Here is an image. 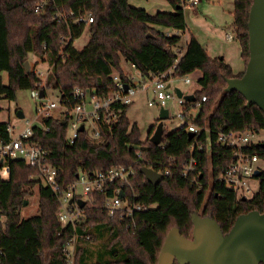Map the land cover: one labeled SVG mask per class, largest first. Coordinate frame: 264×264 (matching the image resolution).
<instances>
[{"label": "trees", "instance_id": "16d2710c", "mask_svg": "<svg viewBox=\"0 0 264 264\" xmlns=\"http://www.w3.org/2000/svg\"><path fill=\"white\" fill-rule=\"evenodd\" d=\"M168 1L173 11L151 13L129 0H0V99L16 100L18 91L25 89H40L47 96L53 89L63 102L73 105L76 87L108 95L117 89L113 73L130 82L124 63L134 65L146 78L173 66L172 78L200 70L199 89L194 94L197 99L206 95L208 101L192 121L201 126L209 122L213 140L210 153L193 151L190 146L197 135L191 136L185 128L169 131L164 125L162 148L151 140L160 119L156 118L143 138L142 128L129 116L133 103L114 104L110 109L114 115L102 111L98 120L102 139H92L86 129L73 143L68 140V114L59 111L43 115L33 128L31 141L50 150L49 162L60 169L63 186L73 182L80 169L134 167L137 172L130 178V189L140 195L141 202L153 196L158 207L124 218L110 215L101 198L83 209L84 216L75 228L63 227L57 215V194L34 177L39 169L22 159H12L10 178L0 176V264H67L65 248L75 236L78 246L74 264H157L173 227L186 237L192 236L193 212L213 217L224 233L231 230L239 215L264 212V170L257 176L258 190L246 199L239 196L219 178L232 148L217 140L219 133L264 130V111L256 104L246 106L247 99L239 91L225 90L227 79L242 76L249 60L248 22L253 0H234L235 37L245 61V69L238 73L224 57L211 56L194 34L178 57L176 47L181 36L157 28H188L182 0ZM80 13L91 15L93 21L75 23ZM87 26L90 39L79 50L74 42ZM31 53L37 56L34 64L30 62ZM27 60L30 72L25 67ZM41 60L53 64L45 85L36 72ZM10 125V121L0 120V144L10 140ZM205 135L201 134L202 140ZM249 151L264 160V145H253ZM171 157L172 173L157 185L140 171L145 166L158 170ZM193 157L199 160L193 173L202 188L182 173ZM36 186L40 195L38 212L23 218L21 210ZM85 235L90 239L83 238Z\"/></svg>", "mask_w": 264, "mask_h": 264}, {"label": "built area", "instance_id": "2783aa9c", "mask_svg": "<svg viewBox=\"0 0 264 264\" xmlns=\"http://www.w3.org/2000/svg\"><path fill=\"white\" fill-rule=\"evenodd\" d=\"M201 1L182 0V4L184 6H196ZM44 4L45 1L40 3L36 11H39ZM92 21L91 15L84 13H80L74 19L75 23L84 22L89 24ZM167 34L172 33L167 32ZM227 38L232 40L235 36L229 33ZM183 50L184 48L178 44L176 47L178 57L182 55ZM43 62H46V68L43 69L37 65L36 72L41 79V84L45 85L53 69V64L48 61ZM132 66L139 72L138 77L136 78L128 72L131 80L126 83L118 73H113L112 78L117 89L108 95L101 96L91 89L76 87L73 92L75 101L73 105L66 104L61 97L58 103L51 100L44 101L47 96L45 94L41 96L42 90L34 89L33 96L37 100H41L37 107L39 119L43 115L50 114L53 110H59L70 116L68 119V140L71 143L77 139L82 125L84 130L88 129L92 139H102L98 121L102 117V111L107 110L110 115H114V112L111 111L114 104L133 103L137 96L144 92L148 96L149 106L166 107L169 109L170 114L169 106L170 104L174 105L176 117L178 118V128H185L194 136L197 135L190 148L193 151L198 150L210 153L213 140L209 122L201 126L192 121V118L199 116L201 107L205 101H208V97L203 95L200 99L196 98L195 101H188L184 97L178 96L176 89L171 88L173 79L171 73L175 66L153 78L144 77L134 65ZM185 82H191L189 76L185 78ZM126 84H128L127 89H125ZM188 103L191 104L189 105ZM35 125L28 121L27 125L16 134H14V127L16 126L12 124L9 126L11 138L7 143L0 144V176L4 179L10 178L11 169L9 163L12 159H22L28 165L37 167L39 174L34 177L48 185L58 196L60 207L57 215L63 227L72 226L75 228L77 222L84 216L83 209L87 205H94L101 198L104 209L110 215H120L124 218L130 217L141 210L158 207L157 200L153 196H150L149 201L141 202L139 201L140 195L130 189V178L137 172L134 167L121 165L106 170L89 171L80 169L77 173V178L68 185L63 186L60 178V169L49 162L50 150L41 144L31 141ZM203 132L206 134L204 140L201 139ZM256 133L258 132L247 130L243 132L219 133L217 137L219 143L232 148L228 164L219 178L242 197H250L254 194L252 182L258 181L256 171L262 172L264 170V160L257 153L251 154L249 151L253 145L262 143L261 140L254 141L252 139V136ZM159 145L162 148L165 147L162 142ZM173 160L174 158H169L167 162H162L159 165L160 168L158 170H155L163 176L170 175L172 173L170 164ZM198 163L199 160L193 157L190 163L182 168V173L184 176L190 177L191 181L197 184L199 188H202L200 180L193 173ZM80 200L85 201L83 207H80ZM83 238L90 239V235H85ZM77 246L78 237L75 236L65 248L67 264H74Z\"/></svg>", "mask_w": 264, "mask_h": 264}, {"label": "water", "instance_id": "95a60500", "mask_svg": "<svg viewBox=\"0 0 264 264\" xmlns=\"http://www.w3.org/2000/svg\"><path fill=\"white\" fill-rule=\"evenodd\" d=\"M248 26L250 56L246 69L242 76L228 78L225 90L239 91L247 99L246 106L256 104L264 111V0H253ZM25 67L30 72L29 60ZM127 88L128 84L125 85ZM176 93L188 101L196 100L194 93L184 94L180 88H176ZM18 115L24 117L22 111ZM168 118L169 110L162 107L160 121L151 136L156 145L162 142L164 121ZM80 130L84 131L83 125ZM260 144L264 145V142ZM140 171L153 185L164 178L151 167H142ZM260 175L261 171H256V176ZM27 203L28 200L25 205ZM84 205L85 201L80 200V207ZM192 220L191 237L184 236L178 227L168 232L157 264H264V212L254 210L239 215L228 233H224L219 222L211 216L193 212Z\"/></svg>", "mask_w": 264, "mask_h": 264}, {"label": "rangeland", "instance_id": "374dc122", "mask_svg": "<svg viewBox=\"0 0 264 264\" xmlns=\"http://www.w3.org/2000/svg\"><path fill=\"white\" fill-rule=\"evenodd\" d=\"M130 4L146 8L149 12L156 10L167 11L174 9L168 0H129ZM234 0H202L196 6H185L184 11L187 20L186 36L190 37L192 34L197 36L201 42L208 47L211 56L225 55L226 59L233 64L234 69L242 70L245 68V61L241 54V44L237 38L229 40L227 34L235 36V29L233 25ZM157 12V11H156ZM174 31V30H173ZM183 33V32H182ZM184 34V33H183ZM90 39L89 27L87 26L83 34L75 40L74 46L81 50L88 43ZM30 62L34 64L37 56L30 54ZM46 62L42 60L39 62V67L45 69ZM126 66L128 64L126 63ZM130 68L129 66L126 67ZM202 75L198 70L193 74L187 75L191 79L190 83L185 82L187 76H179L172 79L171 88H180L184 93H193L199 89L198 78ZM5 81H7V73H5ZM60 102L59 94L49 89L47 97L44 101ZM148 96L146 94H139L134 104H132L129 111L131 121L138 122L143 131V138L148 135V132L159 116V109L157 106L148 105ZM40 99L33 96V90L25 89L19 90L16 100H9L7 98L0 99V120L10 121L14 127V134L21 128L27 125L28 121L31 124L39 123V115L37 107ZM170 118L165 121V128L169 131L178 128V118L176 117V110L174 105L170 104ZM22 111L24 117L20 118L18 112ZM59 110H53L51 113L57 114ZM254 141L264 142V130L252 136ZM259 181H253L252 187L254 191L258 190ZM39 187H34L33 194L28 196V203L22 208L21 215L23 218H28L37 214L39 208Z\"/></svg>", "mask_w": 264, "mask_h": 264}, {"label": "crops", "instance_id": "0c3cea01", "mask_svg": "<svg viewBox=\"0 0 264 264\" xmlns=\"http://www.w3.org/2000/svg\"><path fill=\"white\" fill-rule=\"evenodd\" d=\"M174 8V7H173ZM184 8H185V6H184ZM174 9H172V11H173ZM156 11H158V10H156ZM155 11V12H156ZM167 11H171V10H167ZM155 12H151V13H155ZM157 28L158 29H160V30H163L164 32H171L172 34H178V35H180L181 36V40L179 41V46L180 47H182V48H185L186 47V45H187V42H188V40H189V37L188 36H186L187 34H186V30L185 31H181V30H176V29H172V28H169V27H161V26H157ZM174 30V31H173ZM184 34H183V33ZM236 38V37H235ZM200 40V39H199ZM201 41V40H200ZM203 44V43H202ZM204 45V44H203ZM205 46V45H204ZM205 48L207 49V51H208V53H209V50H208V47L207 46H205ZM241 50V49H240ZM222 57H224L225 58V60L228 62V63H230L227 59H226V56L223 54V55H221ZM128 64V63H127ZM231 64V66L233 67V70H234V72H236V73H238V72H240V71H243L244 69H242V70H236V69H234V66H233V64L232 63H230ZM39 65V64H38ZM130 67V68H126V67ZM128 66H126V63H124V65H123V67H124V69H125V71H128L129 73H131V74H133L136 78L138 77V74H139V72L137 71V70H135V68H133V66L132 65H130V64H128ZM176 89V88H175ZM194 93V92H193ZM140 94H144V92L143 93H140ZM187 94V93H186ZM188 94H191V93H188ZM136 101V100H135ZM135 101L133 102V104L135 103ZM166 108V107H165ZM159 109V116H160V109L161 108H158ZM168 109V108H167ZM169 110V109H168ZM24 114V113H23ZM159 116L157 117V118H159ZM169 118H170V114H169ZM168 118V119H169ZM168 119H166V120H168ZM165 120V121H166ZM165 121H164V125H165ZM156 130V129H155ZM150 131V130H149ZM149 133V132H148ZM154 133V132H153ZM152 133V134H153ZM152 136V135H151Z\"/></svg>", "mask_w": 264, "mask_h": 264}]
</instances>
